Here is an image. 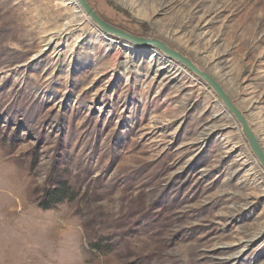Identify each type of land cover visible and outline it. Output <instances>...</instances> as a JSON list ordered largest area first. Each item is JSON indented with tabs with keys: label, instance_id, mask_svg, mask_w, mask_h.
Here are the masks:
<instances>
[{
	"label": "rangeland",
	"instance_id": "rangeland-1",
	"mask_svg": "<svg viewBox=\"0 0 264 264\" xmlns=\"http://www.w3.org/2000/svg\"><path fill=\"white\" fill-rule=\"evenodd\" d=\"M86 2L208 73L264 150V0ZM76 5L0 0V264H264V169L237 120Z\"/></svg>",
	"mask_w": 264,
	"mask_h": 264
},
{
	"label": "water",
	"instance_id": "water-1",
	"mask_svg": "<svg viewBox=\"0 0 264 264\" xmlns=\"http://www.w3.org/2000/svg\"><path fill=\"white\" fill-rule=\"evenodd\" d=\"M80 9L90 18V20L96 24L104 33L112 35L118 39L124 40L127 43L142 47H154L160 51L163 55L168 57L170 60H174L177 63L184 66L189 72L200 78L221 100L226 109L233 115L241 127V131L245 139L247 140L248 146L260 165L264 169V150L258 141V138L252 131L247 120L243 114L233 104L229 96L226 94L220 84L215 81L208 73L202 71L196 65L192 63L188 58L180 54L179 52L171 49L166 44L156 39H147L141 37H135L130 35L118 28H115L104 21L86 2V0H75Z\"/></svg>",
	"mask_w": 264,
	"mask_h": 264
},
{
	"label": "trees",
	"instance_id": "trees-1",
	"mask_svg": "<svg viewBox=\"0 0 264 264\" xmlns=\"http://www.w3.org/2000/svg\"><path fill=\"white\" fill-rule=\"evenodd\" d=\"M65 190L64 183H58V181L51 185V187L45 192V197L40 203L42 208H49L53 204H58L64 198H66L68 193Z\"/></svg>",
	"mask_w": 264,
	"mask_h": 264
},
{
	"label": "bare ground",
	"instance_id": "bare-ground-1",
	"mask_svg": "<svg viewBox=\"0 0 264 264\" xmlns=\"http://www.w3.org/2000/svg\"><path fill=\"white\" fill-rule=\"evenodd\" d=\"M76 1L75 0H68V4H73V5H76V3H75ZM77 6V5H76ZM78 7V6H77ZM80 10V9H79ZM81 11V10H80ZM81 13H82V11H81ZM103 35V34H102ZM107 40H109V41H114V39L113 38H107V37H105ZM49 39V38H48ZM48 41V40H47ZM122 46H123V48H125L126 49V52H132L133 50H135L136 48L132 45V44H130V43H128V44H126V43H123L122 44ZM151 53L153 54V55H157V56H161V55H159L155 50H152L151 51ZM184 72H186L187 73V71H184ZM191 72H189V73H187V74H190ZM191 75L192 76H194V74L193 73H191ZM194 79V78H193ZM196 89V88H195ZM199 89V88H198Z\"/></svg>",
	"mask_w": 264,
	"mask_h": 264
}]
</instances>
